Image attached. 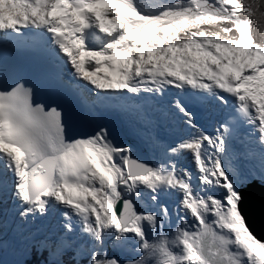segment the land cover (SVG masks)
Returning <instances> with one entry per match:
<instances>
[{
    "label": "snow or ice",
    "instance_id": "obj_1",
    "mask_svg": "<svg viewBox=\"0 0 264 264\" xmlns=\"http://www.w3.org/2000/svg\"><path fill=\"white\" fill-rule=\"evenodd\" d=\"M258 21L264 0H0V264H264Z\"/></svg>",
    "mask_w": 264,
    "mask_h": 264
},
{
    "label": "water",
    "instance_id": "obj_2",
    "mask_svg": "<svg viewBox=\"0 0 264 264\" xmlns=\"http://www.w3.org/2000/svg\"><path fill=\"white\" fill-rule=\"evenodd\" d=\"M243 210L249 228L258 237H264V200L258 189Z\"/></svg>",
    "mask_w": 264,
    "mask_h": 264
},
{
    "label": "trees",
    "instance_id": "obj_3",
    "mask_svg": "<svg viewBox=\"0 0 264 264\" xmlns=\"http://www.w3.org/2000/svg\"><path fill=\"white\" fill-rule=\"evenodd\" d=\"M262 26H264V21H258L257 22V27L260 28Z\"/></svg>",
    "mask_w": 264,
    "mask_h": 264
},
{
    "label": "bare ground",
    "instance_id": "obj_4",
    "mask_svg": "<svg viewBox=\"0 0 264 264\" xmlns=\"http://www.w3.org/2000/svg\"><path fill=\"white\" fill-rule=\"evenodd\" d=\"M98 7H101V6H98ZM103 71H107V69H104Z\"/></svg>",
    "mask_w": 264,
    "mask_h": 264
},
{
    "label": "rangeland",
    "instance_id": "obj_5",
    "mask_svg": "<svg viewBox=\"0 0 264 264\" xmlns=\"http://www.w3.org/2000/svg\"><path fill=\"white\" fill-rule=\"evenodd\" d=\"M99 8V7H98Z\"/></svg>",
    "mask_w": 264,
    "mask_h": 264
}]
</instances>
